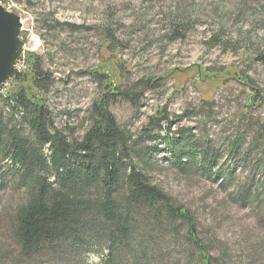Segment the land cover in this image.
<instances>
[{
    "label": "rangeland",
    "instance_id": "374dc122",
    "mask_svg": "<svg viewBox=\"0 0 264 264\" xmlns=\"http://www.w3.org/2000/svg\"><path fill=\"white\" fill-rule=\"evenodd\" d=\"M11 1L3 8L19 16L23 44L25 80L17 86L40 98L56 128L69 140L81 137L92 104L107 93L108 110L137 141V151L151 150L150 181L191 211L218 258L214 264H264L256 224L264 193L252 186L259 200L244 206L235 192L252 182V173L261 176L253 162L239 159L264 154V0ZM33 57L51 74L44 93L31 82ZM11 79L3 87L10 89ZM6 112L0 100L3 120ZM172 146L217 154L215 168L208 172L198 155L182 171ZM1 178L0 264H102L103 251L70 261L42 254L18 261L7 216L22 193ZM157 249L164 261L154 264H175L187 253L170 238Z\"/></svg>",
    "mask_w": 264,
    "mask_h": 264
},
{
    "label": "trees",
    "instance_id": "16d2710c",
    "mask_svg": "<svg viewBox=\"0 0 264 264\" xmlns=\"http://www.w3.org/2000/svg\"><path fill=\"white\" fill-rule=\"evenodd\" d=\"M32 63V85L44 93L51 74L37 58ZM22 80L23 74L15 72L11 88H0L7 109L5 120L0 115V178L4 186L10 183L22 193L7 216L18 261L40 254L63 261L103 251L102 264H123L125 256L130 264H154L152 259L161 263L157 248L168 238L186 246V256L175 264L218 261L199 236L191 211L150 181L145 170L151 150L137 151V141L108 110L107 93L92 104V122L83 135L69 140L40 98L17 86ZM161 120L155 127L161 128ZM203 150L186 154L172 146L171 155L182 171L200 155L202 167L212 173L217 154L209 158ZM259 155L252 161L251 154H240L243 164L253 162L252 169L261 170L259 178L252 173L249 185L235 189L244 206L252 198L259 200L253 187L264 193V154ZM256 224L264 235V210Z\"/></svg>",
    "mask_w": 264,
    "mask_h": 264
},
{
    "label": "water",
    "instance_id": "95a60500",
    "mask_svg": "<svg viewBox=\"0 0 264 264\" xmlns=\"http://www.w3.org/2000/svg\"><path fill=\"white\" fill-rule=\"evenodd\" d=\"M20 30L19 16L0 5V88L14 76V65L23 51Z\"/></svg>",
    "mask_w": 264,
    "mask_h": 264
},
{
    "label": "built area",
    "instance_id": "2783aa9c",
    "mask_svg": "<svg viewBox=\"0 0 264 264\" xmlns=\"http://www.w3.org/2000/svg\"><path fill=\"white\" fill-rule=\"evenodd\" d=\"M7 2H11V4H13V2L10 0V1H4V0H0V5L3 7V6H10V4H7ZM14 5V4H13ZM11 8V6H10ZM12 10V9H11ZM20 64H21V59L19 58L15 65H14V70L17 71V72H20L21 71V68H20Z\"/></svg>",
    "mask_w": 264,
    "mask_h": 264
},
{
    "label": "bare ground",
    "instance_id": "6f19581e",
    "mask_svg": "<svg viewBox=\"0 0 264 264\" xmlns=\"http://www.w3.org/2000/svg\"><path fill=\"white\" fill-rule=\"evenodd\" d=\"M5 9V8H4ZM6 10V9H5ZM6 11H8V10H6Z\"/></svg>",
    "mask_w": 264,
    "mask_h": 264
}]
</instances>
